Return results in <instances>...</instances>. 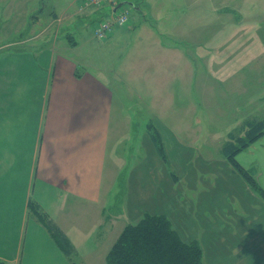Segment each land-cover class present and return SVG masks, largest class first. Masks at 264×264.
<instances>
[{
    "label": "rangeland",
    "instance_id": "rangeland-1",
    "mask_svg": "<svg viewBox=\"0 0 264 264\" xmlns=\"http://www.w3.org/2000/svg\"><path fill=\"white\" fill-rule=\"evenodd\" d=\"M42 3L47 9L63 0ZM122 7L126 26L143 23L142 40L131 30L127 40L104 45L94 26L71 31L81 44L69 54L113 91L106 163L112 186L102 195L109 220L95 229L97 207H80L68 228L74 261L106 264L120 227L149 213L165 215L184 241H197L207 264L219 232L236 233L237 222L264 218L257 193L220 153L229 132L264 118V0H127ZM147 27L152 39L142 33ZM14 38L0 30V40ZM241 154L248 163L246 151ZM248 235L243 242L251 246L256 234Z\"/></svg>",
    "mask_w": 264,
    "mask_h": 264
},
{
    "label": "crops",
    "instance_id": "crops-1",
    "mask_svg": "<svg viewBox=\"0 0 264 264\" xmlns=\"http://www.w3.org/2000/svg\"><path fill=\"white\" fill-rule=\"evenodd\" d=\"M42 1L55 0H0L1 35L16 37L0 40V259L20 264L21 258L22 264L23 256L26 264H78L68 228L79 220L80 207H97L95 229L109 220L102 195L112 186L106 163L113 91L69 54L81 44L71 31L95 26L109 8H83L86 0H63L62 6L52 3L45 9L39 7ZM143 26H114L104 45L127 40L131 30L140 39ZM150 28L142 33L152 39ZM244 151L248 163L239 159L242 152L238 162L246 170L255 169L251 173L264 189V136ZM30 201L68 238L74 249L70 256L28 214ZM71 213L72 219L66 216ZM247 219L245 225L237 222L236 233L213 237L207 264H264V218ZM115 225L110 223L107 230ZM249 232L256 234L251 246L243 242ZM238 233L242 237L237 239Z\"/></svg>",
    "mask_w": 264,
    "mask_h": 264
},
{
    "label": "trees",
    "instance_id": "trees-1",
    "mask_svg": "<svg viewBox=\"0 0 264 264\" xmlns=\"http://www.w3.org/2000/svg\"><path fill=\"white\" fill-rule=\"evenodd\" d=\"M150 124L148 128H150ZM152 135L159 144L160 154L165 156L160 135ZM264 136V118L247 119L241 126L227 134L220 147L221 155L232 170L241 175L246 185L264 200V189L256 178L244 169L236 157ZM28 214L33 215L47 229L57 247L65 256L74 251L68 238L53 224L37 204L28 202ZM106 264H202L203 252L195 240L184 241L163 214L145 213L134 223L126 224L105 257ZM0 264H10L0 259Z\"/></svg>",
    "mask_w": 264,
    "mask_h": 264
},
{
    "label": "built area",
    "instance_id": "built-area-1",
    "mask_svg": "<svg viewBox=\"0 0 264 264\" xmlns=\"http://www.w3.org/2000/svg\"><path fill=\"white\" fill-rule=\"evenodd\" d=\"M118 2L119 0H86L83 3V8H109L108 15L99 20L93 27V34L96 38L104 40L112 27L128 25V11L122 6L115 9Z\"/></svg>",
    "mask_w": 264,
    "mask_h": 264
},
{
    "label": "water",
    "instance_id": "water-1",
    "mask_svg": "<svg viewBox=\"0 0 264 264\" xmlns=\"http://www.w3.org/2000/svg\"><path fill=\"white\" fill-rule=\"evenodd\" d=\"M122 6V4H118L116 7H115V9H117V8H119V7H121Z\"/></svg>",
    "mask_w": 264,
    "mask_h": 264
}]
</instances>
